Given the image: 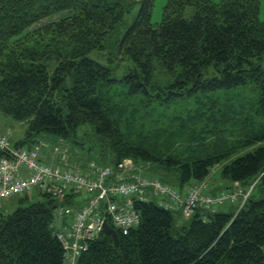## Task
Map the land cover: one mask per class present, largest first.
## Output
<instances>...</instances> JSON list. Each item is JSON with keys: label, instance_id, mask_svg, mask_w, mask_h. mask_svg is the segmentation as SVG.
I'll list each match as a JSON object with an SVG mask.
<instances>
[{"label": "trees", "instance_id": "obj_1", "mask_svg": "<svg viewBox=\"0 0 264 264\" xmlns=\"http://www.w3.org/2000/svg\"><path fill=\"white\" fill-rule=\"evenodd\" d=\"M153 1L131 0L140 9L109 60L130 64L115 79V68L90 55L105 51L104 40L123 23L128 0H0V114L27 125L15 147L34 143L43 133L75 138L88 127L99 165L116 168L125 160L148 165V175L180 192L210 180L218 166L224 191L234 184L245 192L253 186L239 210L233 205L225 211L198 209L189 219L133 200L139 226L118 233V247L101 233L78 264H264L259 0L218 5L167 0L156 26ZM187 7L195 9L189 20L182 16ZM65 12L70 15L29 31ZM52 62L57 64L50 72ZM117 86L146 106L168 109L193 100L198 106L193 115L145 132L133 128L113 102L110 92ZM37 197L10 215L0 214V264H63L62 246L50 230L58 201Z\"/></svg>", "mask_w": 264, "mask_h": 264}, {"label": "built area", "instance_id": "obj_2", "mask_svg": "<svg viewBox=\"0 0 264 264\" xmlns=\"http://www.w3.org/2000/svg\"><path fill=\"white\" fill-rule=\"evenodd\" d=\"M10 135L0 131V205L38 194L58 201L50 229L62 246L63 264H78L88 244L103 232L104 222L122 235L137 228L140 216L133 209V200L153 202L189 219L198 209L215 212L233 205L239 210L253 187L245 192L234 184L232 191L211 195L208 181H204L180 192L145 174L143 166L137 167L131 160L116 168L91 162L86 169H76L68 165L67 150L55 146L51 154L56 161L47 163L40 157L46 142L38 139L31 147H15Z\"/></svg>", "mask_w": 264, "mask_h": 264}, {"label": "rangeland", "instance_id": "obj_3", "mask_svg": "<svg viewBox=\"0 0 264 264\" xmlns=\"http://www.w3.org/2000/svg\"><path fill=\"white\" fill-rule=\"evenodd\" d=\"M224 0H213V3L215 5L221 4ZM130 2L129 6L127 7V12L124 17L123 23L117 28L116 32L112 35L108 36L104 40V46L105 51L101 53V56L97 53H93L90 55V58L93 60L98 61L103 66H110L115 68L114 70V78L115 79H121L126 73H127V66L130 64L129 62L122 63V64H116V63H109V60L111 59V54L113 52V47L115 45V42L122 37L124 32L127 30L129 26L132 25L134 22L138 11L140 9L139 3H131V0H128ZM167 4V0H154L153 1V10L151 14V23L153 26L158 25L163 18V12L164 8ZM195 13V9L193 7H187L182 14L184 19H191ZM70 15L69 12L61 13L59 15H56L55 17L46 19L42 21L41 23L35 25L32 27L29 31H35L38 28L57 22L61 19H64ZM258 18L260 21L264 22V1L259 0V14ZM56 62H52L50 64V72L53 71L54 67L56 66ZM264 66V61H263ZM110 96L113 98V102L121 106V108L124 110V118L133 124V128H138L139 130H143L145 132L153 131L155 129H160L169 124L171 120L177 117H185L187 114L193 115L194 111L197 108V103L193 101L185 102V103H179L174 105L173 108L163 109L162 107H157L154 104L145 105L141 103L137 99H128L125 96V90L122 87H115L111 92ZM165 110V111H164ZM0 117H4L0 114ZM5 119L15 123L17 125L20 122H16L8 117H4ZM24 124V123H23ZM27 125L25 124L23 127V131L21 134H19L17 131L14 132L13 136L12 133L8 130H4L2 132H8L10 133V137L12 138L13 143L19 142L24 138V131ZM92 131L89 130L88 127L81 128L75 138H59L57 136L51 135V134H41V138L44 142L47 143V146L43 147L42 149V159L47 163H53L56 161V158L53 154H51V150L55 146H59L62 148H65L67 150V157L69 159L68 165L72 168H87L89 163L91 162H97V152L93 145V136ZM28 144H25L24 147H26ZM264 146V143L258 145V147ZM252 151L247 150L246 152L242 154H246L248 152ZM47 158V159H46ZM98 164V163H97ZM100 166H104L101 165ZM135 166H141V165H135ZM141 167L142 171H144L145 174L148 175L150 173V170L147 171L149 168L148 165H142ZM210 183L211 187H217V185L222 182L221 179V166H218L212 170V173L210 174ZM226 182H222V184H225ZM227 187V186H226ZM209 188V193H210ZM211 195H217L210 193ZM25 198V200H23ZM40 197H23L21 198V203L18 199H11L4 204L0 205V214L2 215H10L12 214L17 208H25L29 205H31L33 202H38ZM228 206H226L227 209ZM222 211H225V207L222 209Z\"/></svg>", "mask_w": 264, "mask_h": 264}, {"label": "crops", "instance_id": "obj_4", "mask_svg": "<svg viewBox=\"0 0 264 264\" xmlns=\"http://www.w3.org/2000/svg\"><path fill=\"white\" fill-rule=\"evenodd\" d=\"M24 125H25V123L24 124L18 123L17 125H15V123L5 119L4 117H0V131L2 132L4 130H8L12 133V136H13L15 131H17L19 134H21L23 131ZM26 129H27V127L25 128V131H24V138H25V134H26ZM24 138L22 140H24ZM36 139L42 140L41 135L38 136ZM22 140H20L19 142H16V143H13V141H12V143H13V145H16V144L20 143ZM31 144H32V142L30 144H28L26 147L31 146ZM22 147H24V145ZM40 157L42 159V149H41ZM222 182H220L217 185V187H213V194H217V193L224 191V189L227 186V183L222 184Z\"/></svg>", "mask_w": 264, "mask_h": 264}, {"label": "water", "instance_id": "obj_5", "mask_svg": "<svg viewBox=\"0 0 264 264\" xmlns=\"http://www.w3.org/2000/svg\"><path fill=\"white\" fill-rule=\"evenodd\" d=\"M103 233L105 235H108L109 237H111L114 247H118L119 244V239H118V235L116 233V231H114L107 222H104L103 224Z\"/></svg>", "mask_w": 264, "mask_h": 264}, {"label": "bare ground", "instance_id": "obj_6", "mask_svg": "<svg viewBox=\"0 0 264 264\" xmlns=\"http://www.w3.org/2000/svg\"><path fill=\"white\" fill-rule=\"evenodd\" d=\"M200 214V213H199ZM51 230V229H50ZM53 233V232H52ZM54 235V234H53Z\"/></svg>", "mask_w": 264, "mask_h": 264}]
</instances>
